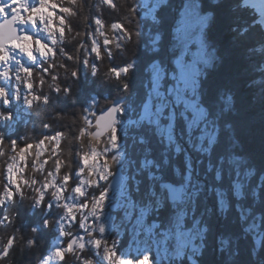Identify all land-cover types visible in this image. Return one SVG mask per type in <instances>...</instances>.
Returning <instances> with one entry per match:
<instances>
[{
	"label": "snow or ice",
	"instance_id": "snow-or-ice-1",
	"mask_svg": "<svg viewBox=\"0 0 264 264\" xmlns=\"http://www.w3.org/2000/svg\"><path fill=\"white\" fill-rule=\"evenodd\" d=\"M79 2L0 0V81L11 80L14 71L19 82L23 73L31 97L23 102L29 108L36 101L48 104L50 98L34 94L33 68L18 56L37 64L36 54L47 60L59 53L78 61L92 78L89 83L115 78L124 93L105 99L103 106L93 95L80 109L82 126L72 137L81 149L75 170L58 155L65 132L43 136L34 153L32 143L19 147L9 139L14 155L6 165L0 206L23 196L27 186L37 193L33 207L46 210L25 245L36 247L41 231L54 227L67 243H58L40 264L52 259L67 264L68 256L79 264H204L210 249L220 264H264V156L257 159L244 149L245 104L248 109L258 104L264 120V0H132L110 24L114 39L104 31L102 15L93 18L90 43L80 45L83 58L57 48L72 31L66 16L77 14L72 6ZM100 3L120 11L117 0ZM57 7L59 15L49 11ZM222 14L227 39L217 33ZM141 41L143 60L134 53L101 72L105 57L127 55L128 46ZM253 56L260 58L261 79L251 83L260 91L245 101L237 84ZM141 63L143 94L131 83ZM229 64L232 70L214 81ZM40 67L47 73L55 65ZM70 76L78 84L80 70L73 68ZM39 82L43 85V76ZM50 87L65 96L73 93L71 85ZM13 98L20 99L19 89L0 84V102L7 105ZM12 119L0 111V120ZM5 139L0 134V156ZM48 143L53 147L44 158ZM29 155L34 156L32 171L43 174L42 180L24 177ZM66 166L69 171H63ZM53 202L60 209L58 219L47 211ZM9 219L0 217V225ZM68 224L84 234L74 235ZM110 229L127 237L126 247L118 248L117 239L109 242ZM16 239L14 232L0 247V261L10 256ZM88 251L93 255H84Z\"/></svg>",
	"mask_w": 264,
	"mask_h": 264
},
{
	"label": "trees",
	"instance_id": "trees-1",
	"mask_svg": "<svg viewBox=\"0 0 264 264\" xmlns=\"http://www.w3.org/2000/svg\"><path fill=\"white\" fill-rule=\"evenodd\" d=\"M59 6H70L68 0H55ZM120 5L119 13L112 11L106 6L100 3V0H80L78 5L72 6L75 8L76 15L67 17L66 19L70 24L72 31L68 33L65 40L57 45V48H65L73 56H79L83 58L84 50L80 45L87 46L91 40V31L94 29L95 25L93 23V18L97 15H102L105 21L104 31L106 32L109 39H114L115 34L110 29V24L113 20L117 19L118 15L122 16L127 5L132 2V0H117ZM53 11L54 15H59V7L57 9H49ZM66 15V14H65ZM228 24L223 19V14L221 22L218 25L217 33L224 34V38L227 39ZM77 33H87L86 35H77ZM42 36L46 39V34L42 33ZM102 39V38H101ZM50 44V41H46ZM117 50L113 47V52ZM139 56L143 60V41L140 42L139 46L134 44L128 46L127 55L117 53L114 59L104 58L100 64L101 72H107L108 69L114 65L121 64L122 61L133 58V54ZM91 58V57H90ZM120 60V61H119ZM44 67L49 65H55V67L50 68L47 73L41 71L40 64ZM260 58L258 56H253L250 61H246L245 68L243 70V77L237 84V87L241 90L242 95L245 97V101L250 99V95H259V86L253 85L252 80L259 81L261 79V73L259 71ZM61 65H66L67 67H61ZM33 68V76L31 80L34 84V94L36 95H48L49 103L44 104L42 101L34 102L33 106L29 108L28 105L24 104L23 100L25 96H29V90L25 86L24 76L21 73V81L17 82V87L14 88L12 84L8 87L11 90L19 89L20 99H12L9 109L13 117L15 124L11 123L8 127L7 124H2L0 122V134L2 129L9 130V139L12 137L17 140L18 146L23 147L26 143H32L33 149L32 153L36 151L35 142L41 139L45 135H54L56 131L65 132L67 135L62 139L60 144V152L58 153L60 159H62L65 164H71V170L77 168V153L81 150L79 147V142L73 141L72 137L76 134L78 128L82 126V121L80 119V109L87 106V100L91 96H96L99 98L100 105L103 106L105 99L112 100L116 99L124 93L119 88V82L115 78H109L102 81L95 80L92 83L88 82L85 70L83 67L75 60H67L61 54H57L54 58L50 57L47 60L42 58L37 65L30 66ZM73 68H78L80 70L81 76L79 83H75L70 76V71ZM231 65H227L225 68L213 76L214 81H219L223 78L226 72L231 71ZM56 75L58 80L53 81L52 76ZM43 76L44 83L40 84V78ZM145 79L143 72V63L141 67L133 74L132 85L133 90H139L143 94V88L141 87L142 81ZM96 82V83H95ZM60 84L61 87L71 85L73 88V93L71 96H65L63 92L56 93L53 87L50 85ZM46 88V90H45ZM86 89V91H84ZM18 101V102H17ZM6 107L0 104V111H6ZM245 128H244V149L252 153L257 159L264 156V120L261 119V109L259 105L248 109L247 103L245 104ZM26 124H23L26 122ZM250 121V122H249ZM47 123L50 124V128H44L43 125ZM56 125V126H55ZM5 137L8 134H4ZM130 143V141H129ZM53 144L48 143V151L44 158H47L51 154ZM5 151L14 155L9 146H3ZM87 149V142L85 141V149ZM254 149V150H253ZM258 151V152H257ZM71 153V155H69ZM7 154V153H6ZM76 156V157H75ZM55 158V157H53ZM29 167L26 169V177L28 179H43V174L38 172H33L31 168V161L34 159L33 155H29ZM51 165V166H50ZM48 170L52 169V161L50 160ZM70 169L66 166L63 171H69ZM36 175V177H35ZM39 184L34 187H38ZM33 187L25 186L23 188V196L17 194L15 200L9 204L5 203L2 207V213L0 217L7 216L9 221L3 225H0V247L6 243L9 236L14 232L16 233V246L12 250L10 256L4 260L0 261V264H40L49 250L52 248L53 242L59 236L58 231L53 228L43 229L38 235V245L33 248H29L25 245L24 241L32 235L30 229L36 226L43 218H45V209L42 207H33L34 193ZM49 192V191H48ZM46 197V202L51 197V191ZM24 202V203H23ZM50 211L53 219H58L57 213H60V209L55 206ZM5 207V208H4ZM24 212V213H23ZM62 214V213H61ZM84 255H93L91 253H85ZM247 260V254L243 257ZM215 253L210 249L209 252L204 257V264H215ZM217 264H220L218 259Z\"/></svg>",
	"mask_w": 264,
	"mask_h": 264
},
{
	"label": "rangeland",
	"instance_id": "rangeland-1",
	"mask_svg": "<svg viewBox=\"0 0 264 264\" xmlns=\"http://www.w3.org/2000/svg\"><path fill=\"white\" fill-rule=\"evenodd\" d=\"M23 27H28L29 30L30 31H33V32L36 31L35 29H31L30 26H23ZM41 28H42V25H41ZM36 55L38 57V60L39 59H42L41 57H39L38 54H36ZM18 58H20L22 60V62L25 63L26 66H28L30 64H33L30 60L27 59V57H19L18 56ZM14 67L15 66L13 65V68ZM2 70L3 69L0 68V71H2ZM12 76H14V78H15L14 71H13V75ZM9 82H11V80L6 81V82L5 81H0V84H5L7 86V84H9ZM45 90H46V88H45ZM0 104H2L3 106L6 107V109H5L6 111L5 112L11 113L10 112L11 110L9 109L10 104H7V105H5L3 103H0ZM0 122L2 124H7L8 127L11 125V123L15 124V121H13V120H10V121L0 120ZM26 123H27V121L24 122L23 124H26ZM7 131H9V130H3L2 129V131H1V134H3V135L4 134H8V136L5 137L6 139H5V142H4V145L3 146H6V145L9 146V143H8V141H9V132H7ZM11 140H14V138L12 137ZM3 150H4V153L5 154L3 156H0V193H2V191H3V185L7 183L6 171L5 170H6V165H7L8 162H10V157L12 156V155H10L11 153H9L8 151L6 152L4 148H3ZM23 175H24L25 178L28 179L29 176L26 177V173L25 172H24ZM17 179H19V177H17ZM39 186L40 185H38V187ZM48 191L50 192L51 190H48ZM49 192H48V194H50ZM34 193H36V192H34ZM36 195H37V193L34 195V198H35ZM9 203L10 202H8L7 204H9ZM2 207L3 206H0V214L2 213ZM107 211H110V209H107ZM117 223H119V220L117 221ZM66 227H67V230L71 231L73 234H77V233H79L80 235H83L84 234V229H80L76 225L68 224V225H66ZM107 238L109 239V242H111L112 239H117L118 241H120V243L118 244V248H121L122 249V248L126 247V245H127V237L126 236H119L116 233V231H114L112 229L109 230V235H108ZM67 239L68 238H66V237L58 236L57 239L53 242L52 248L49 250L47 256L44 259H47L49 257L51 251L55 249V247L58 245V243L63 242L64 244H66L67 243ZM85 253H91V254H93L91 251H88V252H85ZM94 258L99 262L100 258L98 256H96ZM215 259H216V261H215L216 263L215 264H217L218 258H216V255H215ZM49 264H61V262L57 261L56 259H52V260L49 261ZM67 264H79V261H76L74 259V257H72V256H68L67 257ZM104 264H106V262H104Z\"/></svg>",
	"mask_w": 264,
	"mask_h": 264
},
{
	"label": "bare ground",
	"instance_id": "bare-ground-1",
	"mask_svg": "<svg viewBox=\"0 0 264 264\" xmlns=\"http://www.w3.org/2000/svg\"><path fill=\"white\" fill-rule=\"evenodd\" d=\"M259 57V56H258ZM120 61V60H119ZM96 83V82H95ZM56 126V125H55ZM254 150V149H253ZM258 152V151H257ZM76 157V156H75ZM77 160V159H76ZM50 162V161H49ZM51 166V165H50ZM35 177H36V175H35ZM34 189V188H33ZM51 197V196H50ZM24 203V202H23ZM24 213V212H23ZM113 233V232H112Z\"/></svg>",
	"mask_w": 264,
	"mask_h": 264
},
{
	"label": "water",
	"instance_id": "water-1",
	"mask_svg": "<svg viewBox=\"0 0 264 264\" xmlns=\"http://www.w3.org/2000/svg\"><path fill=\"white\" fill-rule=\"evenodd\" d=\"M75 235V234H74ZM217 258V257H216Z\"/></svg>",
	"mask_w": 264,
	"mask_h": 264
}]
</instances>
